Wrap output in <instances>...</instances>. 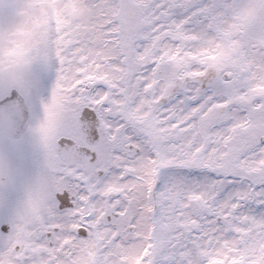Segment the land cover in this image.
<instances>
[{
    "label": "snow or ice",
    "instance_id": "1",
    "mask_svg": "<svg viewBox=\"0 0 264 264\" xmlns=\"http://www.w3.org/2000/svg\"><path fill=\"white\" fill-rule=\"evenodd\" d=\"M0 264H264V0H0Z\"/></svg>",
    "mask_w": 264,
    "mask_h": 264
}]
</instances>
